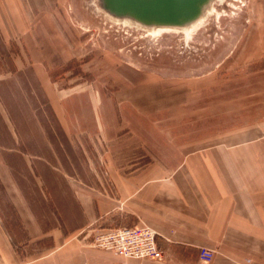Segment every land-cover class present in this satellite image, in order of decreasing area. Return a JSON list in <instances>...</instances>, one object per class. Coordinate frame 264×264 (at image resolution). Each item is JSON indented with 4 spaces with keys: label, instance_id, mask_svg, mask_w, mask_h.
Here are the masks:
<instances>
[{
    "label": "rangeland",
    "instance_id": "1",
    "mask_svg": "<svg viewBox=\"0 0 264 264\" xmlns=\"http://www.w3.org/2000/svg\"><path fill=\"white\" fill-rule=\"evenodd\" d=\"M131 27L94 0H0V223L24 264H166L96 246L84 196L99 213L158 153L264 156V0L215 2L186 34Z\"/></svg>",
    "mask_w": 264,
    "mask_h": 264
},
{
    "label": "crops",
    "instance_id": "2",
    "mask_svg": "<svg viewBox=\"0 0 264 264\" xmlns=\"http://www.w3.org/2000/svg\"><path fill=\"white\" fill-rule=\"evenodd\" d=\"M247 144L158 153L144 168L117 172L99 213L84 196L83 224L98 214L108 228L148 226L166 264H199L201 248L212 250L210 264H264V156L243 152ZM52 233L54 251L68 254L71 230ZM0 264H24L1 223Z\"/></svg>",
    "mask_w": 264,
    "mask_h": 264
},
{
    "label": "water",
    "instance_id": "3",
    "mask_svg": "<svg viewBox=\"0 0 264 264\" xmlns=\"http://www.w3.org/2000/svg\"><path fill=\"white\" fill-rule=\"evenodd\" d=\"M215 2L220 0H94V5L97 12L116 24L131 27L112 19L131 21L141 27L131 28L151 34L156 32L147 29H172L186 34L206 18ZM209 5V12L203 16Z\"/></svg>",
    "mask_w": 264,
    "mask_h": 264
},
{
    "label": "built area",
    "instance_id": "4",
    "mask_svg": "<svg viewBox=\"0 0 264 264\" xmlns=\"http://www.w3.org/2000/svg\"><path fill=\"white\" fill-rule=\"evenodd\" d=\"M156 232L148 226L115 227L105 229L95 236V245L107 251H111L124 258L143 260L160 259L162 253L157 245ZM213 258V252L207 248H201L199 260L209 263Z\"/></svg>",
    "mask_w": 264,
    "mask_h": 264
},
{
    "label": "bare ground",
    "instance_id": "5",
    "mask_svg": "<svg viewBox=\"0 0 264 264\" xmlns=\"http://www.w3.org/2000/svg\"><path fill=\"white\" fill-rule=\"evenodd\" d=\"M210 8H211V5H209L206 9H205V11H204V15L203 16H205L208 12H209V10H210ZM202 16V17H203ZM112 20H115L116 22H120V23H122V24H126V25H128V26H132V27H136V28H141L140 26H138L137 24H135V23H133V22H131V21H127V20H116V19H112ZM159 29H161V30H166V29H162V28H159ZM147 30H149L150 32H155L156 30H154V29H147ZM169 31H171V30H169ZM187 31V30H186Z\"/></svg>",
    "mask_w": 264,
    "mask_h": 264
}]
</instances>
